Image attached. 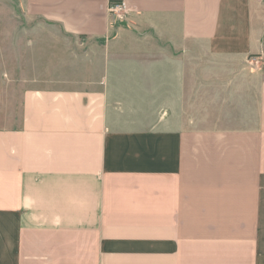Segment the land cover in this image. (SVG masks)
<instances>
[{
	"label": "crops",
	"instance_id": "0c3cea01",
	"mask_svg": "<svg viewBox=\"0 0 264 264\" xmlns=\"http://www.w3.org/2000/svg\"><path fill=\"white\" fill-rule=\"evenodd\" d=\"M119 1L20 0L101 51L0 68V264H264V0Z\"/></svg>",
	"mask_w": 264,
	"mask_h": 264
},
{
	"label": "rangeland",
	"instance_id": "374dc122",
	"mask_svg": "<svg viewBox=\"0 0 264 264\" xmlns=\"http://www.w3.org/2000/svg\"><path fill=\"white\" fill-rule=\"evenodd\" d=\"M2 1L0 68L7 67L11 78L18 77L17 70L23 72L21 75L25 76L27 87L49 85L51 80L71 83L78 79L88 80L89 66L98 62L96 57L101 51L97 46L99 43L67 38L57 27L25 17L21 11L20 0ZM114 15H117L115 18L122 25L117 26V30L113 29L115 34L141 37L151 35L148 29L139 25L142 19L128 20L123 12Z\"/></svg>",
	"mask_w": 264,
	"mask_h": 264
},
{
	"label": "built area",
	"instance_id": "2783aa9c",
	"mask_svg": "<svg viewBox=\"0 0 264 264\" xmlns=\"http://www.w3.org/2000/svg\"><path fill=\"white\" fill-rule=\"evenodd\" d=\"M123 9V7L121 6L120 3H117V4H114L112 7H111V13H114V14H117L119 13L121 10Z\"/></svg>",
	"mask_w": 264,
	"mask_h": 264
},
{
	"label": "trees",
	"instance_id": "16d2710c",
	"mask_svg": "<svg viewBox=\"0 0 264 264\" xmlns=\"http://www.w3.org/2000/svg\"><path fill=\"white\" fill-rule=\"evenodd\" d=\"M120 1L119 0H117V3H119Z\"/></svg>",
	"mask_w": 264,
	"mask_h": 264
}]
</instances>
